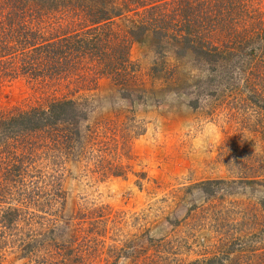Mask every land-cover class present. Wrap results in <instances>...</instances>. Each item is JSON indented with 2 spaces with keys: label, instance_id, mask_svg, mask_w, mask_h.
Returning <instances> with one entry per match:
<instances>
[{
  "label": "rangeland",
  "instance_id": "1",
  "mask_svg": "<svg viewBox=\"0 0 264 264\" xmlns=\"http://www.w3.org/2000/svg\"><path fill=\"white\" fill-rule=\"evenodd\" d=\"M107 2L112 22L103 28L128 42L124 70L108 61L93 78L73 80L54 75L62 62H49L33 76L19 70L29 52L0 55V117L73 103L57 118L70 129L66 154L47 153L42 130L27 145L13 146L9 128L0 141L1 160L18 154L26 175L0 178V188L11 185L0 190V264H264V78L255 67L264 0H246L229 20L216 15V0ZM152 12L169 27L149 26ZM248 23L257 35L231 44ZM32 24L50 38L41 20ZM170 47L188 53L199 74L164 59ZM149 49L161 53L152 66L143 59ZM85 60L73 64L75 75ZM202 119L218 125L221 140L194 152Z\"/></svg>",
  "mask_w": 264,
  "mask_h": 264
},
{
  "label": "trees",
  "instance_id": "2",
  "mask_svg": "<svg viewBox=\"0 0 264 264\" xmlns=\"http://www.w3.org/2000/svg\"><path fill=\"white\" fill-rule=\"evenodd\" d=\"M99 0H0V55L9 57L15 56L16 48H20L24 51L22 53H30L27 59L24 61L20 59L21 62L20 69L23 72H28L35 75L34 72L47 71L46 67L49 62H62L63 66L54 67L55 76H58L61 72H64L63 76L68 74L71 75L70 78L75 80L77 77L81 80L86 81L89 78H93L99 71L100 67L103 69L107 62L113 61V64L120 63L121 69L124 70L122 60H126L123 53L127 54V39L124 35H119L116 38L111 32H108L103 28L104 24H108L110 18H108L106 11L102 6L109 4V0L101 2V9L93 10L92 6L96 7ZM246 0H216L215 2V13L220 18L224 19L231 16V12L235 9L243 6ZM246 7V6H245ZM246 11H242L240 16H244ZM261 13L255 11L251 21H256ZM152 18L148 20L149 26H156L161 22L163 27H169L164 19L165 15H161L152 12L150 14ZM158 16V18H155ZM247 16V19L249 18ZM65 19L69 20L65 22L63 27L60 26V22ZM37 20L41 24H45V29H47L49 39H44L46 37L41 36L36 31H31L33 27L32 22ZM56 20V22H55ZM55 27L53 28V24ZM241 25V30L235 32L232 36V43L237 46H243L246 44V38L256 36L257 30H253L250 26L248 30L247 26ZM69 28V29H68ZM264 29V23L261 27ZM9 32V38L6 37V33ZM53 32V33H52ZM194 32V30H193ZM195 37H198L197 31L194 32ZM108 34L110 37L108 38ZM259 35V34H258ZM175 40L181 39L180 36H173ZM10 41H13L9 45ZM199 38L193 39L192 42L198 41ZM17 45V46H15ZM12 46V47H10ZM15 46V47H13ZM201 47V46H200ZM28 49V50H25ZM14 50V51H8ZM202 50V49H201ZM44 54V59L48 60L44 62V59H40L37 54ZM202 53V52H200ZM251 57V56H250ZM85 67H80L79 71L81 74L75 75L73 71V64H78L79 61L85 59ZM36 60V61H35ZM11 64V63H9ZM39 64V65H38ZM43 64V65H42ZM13 65V63H12ZM10 65V66H12ZM9 66V67H10ZM255 67L263 73L264 78V52L260 54L258 59L255 61ZM14 66L11 70L15 69ZM52 68V67H51ZM18 69V68H17ZM52 73V70H49ZM112 72V71H111ZM125 72V71H123ZM10 75V73H9ZM114 76V74H112ZM115 77V76H114ZM73 103L70 101H52L46 105V109L43 108H32L28 111H22L15 113L13 117H8V119L0 117V141L5 137L6 132L9 129H15V134H13L15 144L13 146H23L29 144L28 138L33 136L34 131H41L40 141H46L45 145L48 146L47 141L49 140L52 144L46 148L52 154L53 152H64L72 145V139L68 136L70 129L68 127L67 121L58 125L57 118L60 116V112H65L67 109H71ZM48 120L46 121V119ZM52 118V119H51ZM65 120V118L63 119ZM15 127V128H13ZM68 135H66V134ZM65 134V135H63ZM76 136V135H75ZM74 140V139H73ZM85 144V142H84ZM7 144L3 145L2 148L6 149ZM78 147L82 149V143L78 144ZM80 151H84L83 149ZM1 154V152H0ZM63 154V153H62ZM18 154L9 155L7 158H0V178H4L9 181H22L21 179L26 176L22 174V169L19 166L20 157ZM64 155V154H63ZM17 159V160H16ZM39 175V174H38ZM40 176V175H39ZM25 181V180H24ZM4 186H1L0 190L4 191ZM5 188V190H10ZM40 194V191H39ZM35 195V192L31 193ZM1 198V195H0ZM8 210V209H7ZM8 211H15V209H9ZM12 213V212H10ZM218 258H211L202 261L198 264H214ZM221 262L220 260H218Z\"/></svg>",
  "mask_w": 264,
  "mask_h": 264
},
{
  "label": "clouds",
  "instance_id": "3",
  "mask_svg": "<svg viewBox=\"0 0 264 264\" xmlns=\"http://www.w3.org/2000/svg\"><path fill=\"white\" fill-rule=\"evenodd\" d=\"M162 56L164 59H167L175 63L178 59H183V70L188 72L192 76L199 74V69L195 66L194 61L190 59L188 53L184 57L179 58L177 55V50L175 48H166L163 50ZM144 62L149 65H155L159 63L161 59V53L157 52L155 49H149L147 53L144 54ZM200 127L202 128V138L198 143H194L192 146V151H202L206 147V141L211 140L213 144H218L221 140V133L218 125L210 120L202 119L199 122Z\"/></svg>",
  "mask_w": 264,
  "mask_h": 264
}]
</instances>
